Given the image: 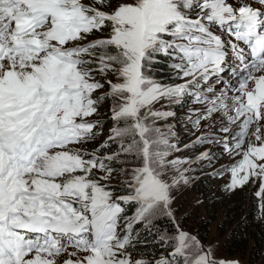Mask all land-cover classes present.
<instances>
[{"label": "snow or ice", "instance_id": "obj_1", "mask_svg": "<svg viewBox=\"0 0 264 264\" xmlns=\"http://www.w3.org/2000/svg\"><path fill=\"white\" fill-rule=\"evenodd\" d=\"M246 194L264 0H0V264H251Z\"/></svg>", "mask_w": 264, "mask_h": 264}, {"label": "trees", "instance_id": "obj_2", "mask_svg": "<svg viewBox=\"0 0 264 264\" xmlns=\"http://www.w3.org/2000/svg\"><path fill=\"white\" fill-rule=\"evenodd\" d=\"M256 204L257 201L255 198L247 194L239 200L234 198L225 204V210L229 213L230 217H233V222H235L236 218L247 216L250 224L248 239L241 243L234 242L226 246L225 249L226 253L230 256L240 255V253L243 252L244 258L246 256L249 258L255 257L258 264H260V259L264 256V238L260 236L259 229H257L254 224V219L257 215ZM201 228L204 229V231L206 230L205 226ZM253 237L258 241L257 251H253L251 248Z\"/></svg>", "mask_w": 264, "mask_h": 264}, {"label": "rangeland", "instance_id": "obj_3", "mask_svg": "<svg viewBox=\"0 0 264 264\" xmlns=\"http://www.w3.org/2000/svg\"><path fill=\"white\" fill-rule=\"evenodd\" d=\"M201 227H203V225H201ZM201 231L203 232L204 231V229H202L201 228ZM222 255L224 256V257H232V256H230V255H228L227 253H226V249H224V251H223V253H222ZM233 256H237V255H233ZM245 259V261H251V264H258V261H257V259H255V257H251V258H249V257H245L244 258Z\"/></svg>", "mask_w": 264, "mask_h": 264}]
</instances>
